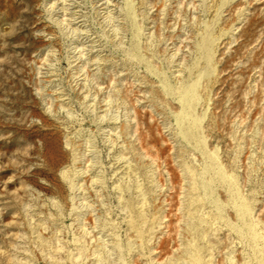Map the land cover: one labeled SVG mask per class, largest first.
Masks as SVG:
<instances>
[{
  "label": "rangeland",
  "instance_id": "374dc122",
  "mask_svg": "<svg viewBox=\"0 0 264 264\" xmlns=\"http://www.w3.org/2000/svg\"><path fill=\"white\" fill-rule=\"evenodd\" d=\"M0 264H264V0H0Z\"/></svg>",
  "mask_w": 264,
  "mask_h": 264
}]
</instances>
